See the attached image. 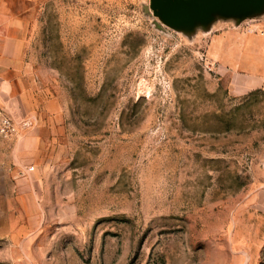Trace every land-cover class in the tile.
Segmentation results:
<instances>
[{
	"label": "rangeland",
	"instance_id": "1",
	"mask_svg": "<svg viewBox=\"0 0 264 264\" xmlns=\"http://www.w3.org/2000/svg\"><path fill=\"white\" fill-rule=\"evenodd\" d=\"M173 1L23 10L0 264H264V90L233 95L207 55L238 4Z\"/></svg>",
	"mask_w": 264,
	"mask_h": 264
},
{
	"label": "crops",
	"instance_id": "2",
	"mask_svg": "<svg viewBox=\"0 0 264 264\" xmlns=\"http://www.w3.org/2000/svg\"><path fill=\"white\" fill-rule=\"evenodd\" d=\"M31 0H0V89L23 70L26 40L23 10ZM245 23L231 22L211 36L207 55L227 77L233 95L264 90V0L247 3ZM224 25V24H223Z\"/></svg>",
	"mask_w": 264,
	"mask_h": 264
},
{
	"label": "water",
	"instance_id": "3",
	"mask_svg": "<svg viewBox=\"0 0 264 264\" xmlns=\"http://www.w3.org/2000/svg\"><path fill=\"white\" fill-rule=\"evenodd\" d=\"M232 1L234 3H236V5L238 4L237 8L239 11L238 12L239 16L237 17V20H241V19L245 18L246 14H247V3L249 1L251 2L252 0H232ZM156 2L168 7V6L172 5L174 1L173 0H156ZM239 5L242 6V7H240L241 9L239 8ZM213 7H215V4H212V6H209L208 9H211Z\"/></svg>",
	"mask_w": 264,
	"mask_h": 264
},
{
	"label": "built area",
	"instance_id": "4",
	"mask_svg": "<svg viewBox=\"0 0 264 264\" xmlns=\"http://www.w3.org/2000/svg\"><path fill=\"white\" fill-rule=\"evenodd\" d=\"M0 121H1L0 130L3 133L8 134L12 131L15 132L16 129L13 126H11V124L8 122L6 118H3L1 114V110H0ZM29 169L30 171H34V167H30Z\"/></svg>",
	"mask_w": 264,
	"mask_h": 264
}]
</instances>
